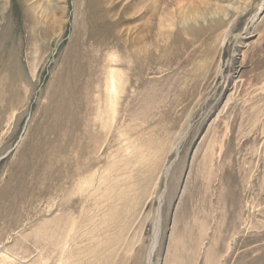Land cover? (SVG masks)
Wrapping results in <instances>:
<instances>
[{"label": "rangeland", "instance_id": "1", "mask_svg": "<svg viewBox=\"0 0 264 264\" xmlns=\"http://www.w3.org/2000/svg\"><path fill=\"white\" fill-rule=\"evenodd\" d=\"M148 263L264 264V0H0V264Z\"/></svg>", "mask_w": 264, "mask_h": 264}, {"label": "bare ground", "instance_id": "2", "mask_svg": "<svg viewBox=\"0 0 264 264\" xmlns=\"http://www.w3.org/2000/svg\"><path fill=\"white\" fill-rule=\"evenodd\" d=\"M112 61L113 62H115L116 60L114 59V57H112ZM114 72L111 74V75H109V90H110V95H112V96H115L116 95V88H117V86H116V77H114ZM111 97V96H110ZM116 97V96H115ZM114 101V100H113ZM113 106H115V103H114V105ZM167 173V172H166ZM158 212H159V209L157 210ZM158 223V222H157ZM157 226V225H156ZM152 249V248H151ZM150 254H151V251L149 252V255H148V258H149V260H150ZM149 264V263H148Z\"/></svg>", "mask_w": 264, "mask_h": 264}, {"label": "water", "instance_id": "3", "mask_svg": "<svg viewBox=\"0 0 264 264\" xmlns=\"http://www.w3.org/2000/svg\"><path fill=\"white\" fill-rule=\"evenodd\" d=\"M185 137H186V135H185ZM185 137H183V139H184ZM183 139H182V140H183ZM182 140H181V142H182ZM181 142H180V143H181ZM179 146H180V144H179ZM174 161H175V160H174ZM172 163H173V162H172ZM170 167H171V166H170ZM166 178H167V175L165 176V179H166Z\"/></svg>", "mask_w": 264, "mask_h": 264}]
</instances>
